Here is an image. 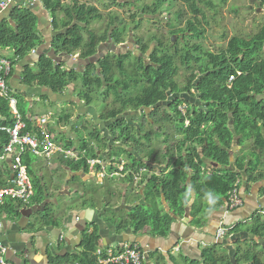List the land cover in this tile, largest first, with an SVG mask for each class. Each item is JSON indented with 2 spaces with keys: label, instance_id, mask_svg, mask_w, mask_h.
<instances>
[{
  "label": "trees",
  "instance_id": "16d2710c",
  "mask_svg": "<svg viewBox=\"0 0 264 264\" xmlns=\"http://www.w3.org/2000/svg\"><path fill=\"white\" fill-rule=\"evenodd\" d=\"M254 1L261 9H264V0ZM36 2V6L31 8L19 5L11 6L0 15V55L11 52L14 59L12 65L20 64L28 57L34 58L32 68L25 66L22 69L20 84L23 87L44 89L48 94L56 95L59 101H62L69 97L66 95V90L74 82L75 85L77 84L76 86H80L77 92L79 107H82V102L87 107L95 106L96 99L100 98L101 81L96 72L98 68L89 63L96 61L98 50H101L98 45L101 41L107 40L109 32L107 29L101 38L90 28L92 22L101 20L100 11L91 5L79 4L76 0H72L70 5L63 3L62 0H36ZM137 2L141 3L140 6L133 5L131 0H128L123 6L135 7L141 10L144 15H156L160 7L169 9L177 2L186 6L188 15L184 14L182 10H177L172 15V19L177 22L185 16L184 28H177L176 23L174 24L176 28L170 31L171 36L179 35L181 37L183 45L178 49V41L172 45L168 40L167 43L170 46L168 47L155 36L148 42H143L144 40L141 38L138 39L137 43L141 46L140 53L142 54L152 42H156L157 46L150 54V62L147 66H144L141 61L138 62V68L136 65L134 66V79H131L128 73L126 74L129 69L123 64L124 58H120L116 62V66H110L108 58H105L103 62H98L99 68L102 66L104 71L102 73L109 83L113 80L112 67L121 72V79L115 85L108 87L106 95L103 96L105 100L112 97L113 103L109 110L100 115L101 125L106 127L107 136L112 137L114 144L124 143L128 150L136 148L140 157L146 148L140 149L138 146L142 141L146 142L145 144L151 143L150 134L141 132L142 137L138 139L134 134V128L124 120L116 121V117L126 110L136 112L139 109H151L165 104L169 100V96L172 95L174 100L171 108L179 122H176L165 110L161 111L164 114L165 122L170 123L173 129L171 133L172 145L169 144L168 137L164 135L160 148L164 152L163 159L159 160L157 156L151 158L153 150H148L146 160L142 157L141 160H135L121 144L108 149L109 140L102 137L97 127L88 130L82 126L73 131L75 136L79 135L78 145L75 148L72 147V141L63 135H57L59 140L63 141L62 144L54 142L57 145L60 144L64 149H75L80 156L84 155V158L77 161H62L72 173L82 170L87 175L88 166L85 158H95L96 154H101L105 148L108 149L109 160L113 165L119 164L123 158L128 160L124 168L126 176L123 181L132 184L134 175L140 173V170H144L142 174L147 172L149 174L146 179L148 184L142 194L144 206H137L130 211L106 212L101 216V219L113 225L118 235L131 229L134 236L147 233L150 236L164 239L173 223L170 214L177 213L181 216L190 201L187 188L191 187L198 200L207 195L217 198V206L207 209L208 214L214 208L222 207L223 202L225 205L227 204L229 192L235 185L238 187L246 156L249 157V160L254 158L256 162L264 158V25L247 39L230 38L225 49L219 50L217 53L204 52L198 44H191V41L204 38L202 24L207 22L203 11L212 9L213 5L210 0H153L152 7L141 0H137ZM43 13L47 16L46 21L41 18ZM108 17L115 18L117 16L112 13ZM53 32H57V34L51 38L48 44V53H41L45 48V39L50 37ZM112 35L116 44L124 41L123 29L113 31ZM172 46L175 48L174 55L168 52ZM33 50L35 53L31 54ZM75 54H78L77 61L88 63L76 68L77 72L66 73L65 64L62 62L56 64L55 62L57 56L69 57L71 60ZM133 64H130L129 67ZM180 69L186 73L182 85L177 83ZM13 73L14 70L11 71L9 79ZM230 77H233V80L229 83ZM129 79L131 81H128ZM192 89L197 90L198 99L203 105L202 109H190L188 103L179 98V95L184 93L193 96ZM124 93L129 95L126 97ZM12 96L16 100L17 111L26 124L24 132L31 131L32 124L26 121V114L23 110V106L28 103L24 96L18 92ZM40 99L47 100V97L41 96ZM72 105L75 106V104ZM180 105L187 107L184 116L177 111ZM159 110L155 109L150 115V119L155 120ZM71 117L70 114L60 115L58 123L69 126ZM186 121L189 122V125L185 128ZM229 121L233 122L232 128L229 127ZM108 122L110 124H106ZM153 123L156 124L154 121ZM13 124L8 102L0 98V128ZM207 130H209L208 134ZM239 136L243 140L251 141V151L246 156H242L241 160L237 162L235 160L234 168L229 169V152L233 139ZM8 140V136L0 131V156L8 144ZM32 157L30 154H25L21 158L29 177L32 175L30 171ZM146 161L147 164L144 163ZM211 163L220 168H213ZM148 164L157 167L164 165L166 172L159 176L152 175L149 173ZM256 164L250 167L252 171L257 169L258 165ZM206 166L210 170L208 174L205 173ZM114 170L115 168L112 166L109 172L112 173ZM187 170L191 172L189 186L185 184L188 178ZM246 174L248 173L246 172ZM72 181L78 182L80 188L83 186L78 178H73ZM31 182L34 190L31 203L39 204L43 201L39 198L43 193V188L37 181L32 180ZM2 183L0 182V185ZM89 185L87 193L78 197L75 202L80 205L79 208L97 209L101 206L112 208L108 201L104 205L101 203V200L107 198V194L113 196L112 192L109 194V190L104 186H101L103 189L99 191L98 185ZM75 194L78 195L77 190ZM135 194L138 197V193ZM161 197L170 208L169 213L160 209L157 201ZM15 206L19 207L20 203L10 198L3 199L0 206V219L2 215L14 214ZM42 218L47 220L46 215ZM58 222L57 219L52 218L47 222L43 221L42 225L58 226ZM89 230L91 231L89 232ZM243 233L264 240V215L260 212L253 213L249 221L230 228L223 239H227L230 235ZM241 244H244L245 247L242 248ZM252 244L250 240H244L242 243L236 242L235 264H263L260 260L261 257L255 252L256 247H250ZM129 247L132 248L133 245ZM216 247H219L218 252ZM98 248L105 253L98 234V226L88 224L81 235L77 251L62 257L48 255L47 264H98L95 257ZM202 259V264H232L228 252L219 244L203 251ZM169 260L173 261L172 258ZM189 264H194V262Z\"/></svg>",
  "mask_w": 264,
  "mask_h": 264
},
{
  "label": "crops",
  "instance_id": "0c3cea01",
  "mask_svg": "<svg viewBox=\"0 0 264 264\" xmlns=\"http://www.w3.org/2000/svg\"><path fill=\"white\" fill-rule=\"evenodd\" d=\"M36 4L37 2L35 1L32 5H25V7L31 8L36 6ZM21 6L24 7L23 4H21ZM54 33L55 32L51 33L50 37L45 39V48L41 53H48V44L51 38L56 35ZM1 57L11 62L12 70H14L10 79L8 78L11 95L15 92L22 94L28 103L27 110L29 112L33 111V107L40 105L41 110L47 112V116L53 115L54 120L48 121L47 130L49 129V132L52 131L56 136L63 135L66 138L74 137L70 126L58 123L60 116L59 112L57 114L53 113V107H59V111L61 109L60 104H57L60 101L58 102L56 95L48 94L46 90L39 88L41 91L38 96L35 94L36 88L29 89L20 84L22 69L25 66L32 68L34 58L28 57L26 60L20 62V64L12 65L14 59L11 52H6ZM58 57L61 56H57L56 58ZM76 57H78V54H75L72 60H75ZM61 58V62L65 64L64 70L66 73H69L71 68L70 65H72L74 61H71L68 57ZM77 62L78 67L88 64L82 61ZM41 96L47 97V100L40 99ZM79 109H81L83 113L85 110L88 111L85 105H82V108ZM126 111L128 112L130 110ZM137 112L139 113V111ZM47 116L44 114L39 116L30 114L26 115L25 119L31 122L33 126L40 118ZM208 133L209 132H207V134ZM105 135L107 136L108 132H105ZM111 143H113V140L111 142L109 141L108 146H119V144L111 145ZM251 147L252 143L250 140H243L241 136L235 137L231 146L232 156L231 158L229 157V169L234 168L233 163L235 160L237 162L241 160L242 156L249 154ZM107 150L108 149L105 148L101 152L103 160H109ZM163 153L162 149H160V151L159 149H155L153 150L151 158L157 156V158L161 160L163 159L162 156H164L162 155ZM147 155L146 153V156L143 154L141 156L146 160ZM101 157L99 158L101 159ZM140 157L137 160H140ZM42 161L47 167H51V170H48V173L45 171L40 172L38 170V165L34 167V164H31L30 171L32 175L29 178L30 181H37L40 187L43 188V193L39 197L43 201L39 204L31 202L28 204L20 203L19 207L15 206L14 214L10 216L2 215L0 219V239L7 248L6 257L11 264H47L48 255L62 257L66 254L74 253L79 247L81 235L88 224H95L98 226V234L105 250L118 251L130 245L136 246L144 253V264H189L190 262L202 264V252L218 244L223 246L228 252L229 258L230 255H232L233 262H231L235 264V244L237 241L242 243L244 240H250L253 243L250 247H256L255 252L261 257L260 260L264 264V240L262 239H257L243 233L239 235H230L227 239L222 238L218 241L215 240L216 232L219 228L233 227L239 223L249 221L251 215L255 212H264V158L257 161L260 164H256L257 162L254 158L249 160V157L246 156L244 169L241 172V179L238 182L239 194L243 203L241 207L232 211H227L226 205L223 202L224 205L222 207H216L207 214V209L217 206V199L207 195L198 200L191 187L187 188L190 201L181 216L177 213H173L174 215L170 214L173 223L167 237L164 239L150 236L147 233L134 236L131 229L126 230L122 235H118L113 225L101 219V216L106 212L117 213L121 210L130 211L137 206H144L142 194L148 184L146 179L149 177V174L146 172L139 175V180L132 181V184L123 181L126 176L124 168L125 162H128L127 159H122L119 164L113 166L115 168L114 171L117 173L120 172V175H107L104 179L96 178L98 182L95 185L99 186V191H102L103 187L101 189V186H104L109 190V194L112 192L113 196L106 193L107 198L101 200L103 205L108 201L112 208L106 206H101V208L99 207L97 209L87 208L93 211L91 213L87 211L84 212L83 210H86V208H79L80 205L75 203L78 197L83 196L84 192L80 193V189L82 187L89 188L90 186L88 182L91 180L88 177V173L85 175L82 170H79L77 173H72L64 166L63 160L59 156H56V159L51 158L50 160L43 158ZM253 161L255 163H253ZM144 163L147 164V161ZM254 164L258 166L255 171H252L250 167ZM148 168L149 173L152 175L159 176L166 172L164 165L157 167L156 165L148 164ZM217 168L220 167L217 165L215 169ZM187 171L188 178L185 184L189 186L191 172L189 170ZM209 171V168L206 166L205 173L208 174ZM246 172L248 174H246ZM12 178L11 159L7 158L0 163V182H3L0 187L5 185L7 181ZM73 178H78L80 182L83 183V186L80 188L78 182L72 181ZM114 186L117 187V192L114 190ZM76 190L78 191V195L75 194ZM116 193L118 194V203L113 204L112 200L116 199ZM135 193H138V197ZM157 202L161 210L166 213L170 212V208L162 197ZM200 210H202L201 212L203 214L201 212L198 213ZM45 215L47 216V220L42 218ZM52 218L59 221L58 226L42 225L43 221L47 222ZM90 231L91 230H89V232ZM59 237H62V240H60ZM241 247L244 248V244H241ZM218 250L219 249H216L217 252ZM169 258H172L173 261L171 262Z\"/></svg>",
  "mask_w": 264,
  "mask_h": 264
},
{
  "label": "rangeland",
  "instance_id": "374dc122",
  "mask_svg": "<svg viewBox=\"0 0 264 264\" xmlns=\"http://www.w3.org/2000/svg\"><path fill=\"white\" fill-rule=\"evenodd\" d=\"M62 1L63 3L70 5L72 0H62ZM76 1L79 4L91 5V6L96 7L100 11L101 15L103 16L104 24L107 23L108 21L107 16L109 14L115 13L116 16L123 18L125 20L124 24L128 26L130 22L128 21L129 16L134 13H137L138 18L141 19L140 21L141 24L138 30L134 31L133 34L129 33L131 34V36H128L126 38V43L134 42L135 39L138 40L140 38L144 40L145 42H148L150 38H153L155 36L157 39L163 41L166 46H169L167 42L170 38H172L174 42L177 41L175 36L170 35V31L176 28L174 24L177 23L178 25L177 28H184V25H185V16L181 17V20L177 22L172 19L173 13L176 12L177 10H182L184 14L187 13V7L184 6L182 3L177 2V3H174L172 7L169 9L162 8L161 10L158 11L156 15L146 14V16L150 18L143 16L144 18H148V19L142 20L143 18H142L141 13L139 12V9L127 8L125 6H118L114 4L113 2H110V0H76ZM131 1L136 2L135 0H131ZM141 1L151 7L153 6V0H141ZM210 1L213 5L212 9L210 11L204 9L203 11V14H205L206 16V22H207L206 24L205 23L202 24V27L204 29V38L198 41H195V40L191 41V44H194V43L198 44L200 49L204 52L208 51L211 53H217L219 50L225 49L227 42L230 38L237 37V38L247 39L253 36L255 33H257L259 29L264 25V9H261L258 6V3H256L254 0H210ZM140 4L138 5L140 6ZM41 18L44 21H46L47 16L45 15V13L42 14ZM90 28L96 34H99L101 32V23L94 22L91 24ZM54 34H57V32H55ZM152 44L154 45V43ZM178 45L179 44H177V46ZM263 55H264V50H263ZM185 76H186V73L180 69L178 73L177 83L182 85V82ZM128 81H131V79H129ZM67 88L68 89L66 90V95L70 97L77 96L76 93L80 89L79 86L78 88L75 89L74 87H72V85L68 86ZM192 92L194 93V96H195L196 95L195 91L192 90ZM128 95L129 94L124 93V96L127 97ZM100 96H101V92H100ZM96 100L97 101L99 100V102L97 103L96 101V104H94L95 105L94 107H95L96 113H99V114L106 112V110L110 109L112 105L111 99L106 104L103 103L102 104L103 106H101V99H96ZM185 100L187 102L189 101V103L193 105H197L200 103L196 98L187 97L185 98ZM57 104H60L61 109L59 111V107H57L58 109L56 107H53L52 109H53L54 114H57L59 112L60 115L70 114L73 120L74 118H76L77 116L76 108L79 105L73 106L72 104H69L67 102H61V101ZM166 104L167 102L159 106L160 110H159V113L157 114V117H155V120L152 119L154 122H156V124L154 123L148 124V122L143 120L144 117L140 116V111L139 113L136 111L134 113L128 112V113L123 114V116L125 117H131V118H128L126 121L133 128L137 126L138 129L136 128L134 129L135 136L137 135L139 137L141 135L139 132H144V133L147 132L150 134L152 140H151V143H149V146L147 147L146 144H144V142L139 144L138 146L140 149L146 148L142 152L144 156H146V152L148 150H152V149L158 150L159 149L160 151V147H161V144L163 143L164 135L168 137L169 144L172 145V141H171L172 140L171 133L173 130L172 126L170 123L165 122L164 114L161 113V111H163V109L166 107ZM104 105H107V106L105 107ZM27 106L28 104H25L23 106V110L26 115L32 114V115L39 116L41 114H44L45 116H47L46 115L47 112H45L44 110H41L40 105H38L37 107H33V111L35 113L33 111L29 112L27 110ZM92 108L90 109L91 112L94 109ZM79 114H83V116L80 118V122L77 123L73 129L74 130L78 129L79 125H81L83 128H87L89 130L91 126V120H90L91 117L89 116V114H85V112L84 113L81 112V109H79ZM47 117L50 121L52 119L54 120L53 115H48ZM107 124H110V123L108 122ZM139 125H140V128H139ZM102 127L103 125H101V128ZM206 132H209V130H207ZM50 133H51L50 137L53 140V142L57 141L58 143L62 144L63 141L59 140L58 136L52 133V131ZM72 134L74 137L69 138V139L72 141L71 142L72 147L75 148L78 145L77 138L79 135L76 134L75 136L74 133ZM112 144L113 143H111V145ZM32 158H33L32 165L34 164L33 165L34 167L38 165V170L40 172L45 171L48 173V170L49 171L51 170V167H47L46 164L42 161L43 158L41 159L36 158V157L34 158V156ZM52 159H56V156H52ZM253 163L255 162L253 161ZM92 171L94 172L95 170L92 169ZM87 173H88V177L91 180L90 181L91 183L90 182L88 183L95 185L98 182V180H95L91 176V172L89 169ZM35 175L38 176L37 174ZM95 176H98V175H95ZM88 190L89 188L82 187L80 189V193L84 192L83 193L84 195L85 193H87ZM114 190H116L117 192V187L114 186ZM100 195H101V192L99 194V197ZM210 196L216 198L213 195H210ZM115 198L116 199L112 200L113 204L118 203L117 193H116ZM218 248L219 247H217V249Z\"/></svg>",
  "mask_w": 264,
  "mask_h": 264
},
{
  "label": "built area",
  "instance_id": "2783aa9c",
  "mask_svg": "<svg viewBox=\"0 0 264 264\" xmlns=\"http://www.w3.org/2000/svg\"><path fill=\"white\" fill-rule=\"evenodd\" d=\"M35 1L36 0H0V15L11 6H21V4H23V6L32 5ZM34 53V50L31 51V54ZM11 70V62L6 61L0 55V98L8 101L11 116L14 121L12 126L0 128V131L4 132L9 139L8 144L4 147L3 153L0 156V163L7 158L11 159V168L13 172V178L8 180L4 186L0 187V206L2 205L3 199L7 198L21 204H28L33 198L32 183L27 173V168L21 161V158L25 154H30L36 158H44L46 160H50L52 156H59L62 160L74 161L84 158V155L80 156L75 149H64L61 145H56L53 142L50 137L51 133L47 130L49 124V119H47V117L40 118L32 126L31 131L24 132L26 124L16 110V102L11 95V90L8 85V78ZM232 80L233 77H230L228 81L231 82ZM178 112L184 116V106H180ZM85 159L91 176L95 180L96 178H103L107 175H120V172L117 173L115 171L108 173L105 166L101 164V159L98 157ZM92 169L95 171L93 172ZM143 172L144 170H140V174ZM140 174L134 175L133 180L138 181ZM241 206L242 199L239 195V189L235 185L228 194L226 209L227 211H232ZM261 214L264 215V212H261ZM230 228H219L216 232L215 240L218 241L224 238ZM6 253L7 248L0 239V264H11L6 258ZM95 257L98 264H144L145 261L143 251L136 246L132 248L127 246L119 251L107 249L105 253L98 248L95 252Z\"/></svg>",
  "mask_w": 264,
  "mask_h": 264
},
{
  "label": "flooded vegetation",
  "instance_id": "af4514ba",
  "mask_svg": "<svg viewBox=\"0 0 264 264\" xmlns=\"http://www.w3.org/2000/svg\"><path fill=\"white\" fill-rule=\"evenodd\" d=\"M127 1L128 0H110V2H113L116 5H118V4L121 5L122 4L121 6H123L124 3L126 4ZM135 1L136 2H133L132 1L133 2V5L137 6L138 4H140V3L137 2V0H135ZM134 9H136V8L134 7ZM161 9H162V7H160L159 10H161ZM139 12L142 15V18H143L142 20H145V19L150 18V17L144 15L141 12V10H139ZM132 15H134V16H131V15L129 16L128 21H130V22H129V25L128 26H126L124 24L125 23V20L123 18H121V17H118V16L115 17V18H110V17L107 16L108 21L105 24H104V21H103V16L101 17V20L100 21H96V22H100L101 23V32L99 34H96V35L101 36V38H102L103 35L105 34V31L107 29H109V32L107 34V40L105 42H102L101 41V43H99V45H98V47H101V50L100 49L98 50V55H97L96 61H94L93 63H91L94 66L96 65V67L98 68V69H96V72H97V75L99 76V79L101 81V89H100L101 96L98 99H101V106H103L102 105L103 103L106 104L110 99L112 100V97H109L108 100L106 99L107 100L106 101L103 96L106 95V92H107L106 89L108 87H111V86L115 85L121 79V72H119L115 67H112L111 74L113 76V80L109 83V81L108 82L106 81V78L104 77V75L102 73V72H104L102 66H101V68H99L98 62H103V60L105 58H108L109 61H110V63H111L110 66H114V65L116 66L117 65L116 62L120 58H124L125 60H124L123 64H124V66L126 68L129 69L128 71H126V74L128 73V76H131L130 78L131 79H134L135 78V72H134L135 70H133L134 69V66L136 65L137 68H138V62L139 61H141L144 66H147L149 64V62H150V59H149L150 58V54L152 53V51L157 46V43L156 42H152V43H154V45L152 43L149 44L147 50L142 54V53H140L141 46L138 45L137 39H135L134 42H131V43L128 42V43H126V38L128 36H131V34H129V33H132L133 34L134 31H137L138 28H139V26H140V24H141L140 23L141 19L138 18V14L137 13H134ZM143 16H146L148 18H144ZM92 23H94V22H92ZM91 24H90V26H91ZM119 24H121V25H119ZM121 29L124 30V37H123L124 38V41L122 43L116 44L115 41H114V37L112 35V32L115 31V30H121ZM175 37H176L177 41L179 42V45H178L179 48L178 49H180L181 48L180 46L183 45V41L181 40V37L179 35H177ZM169 41L172 43V45H174L177 42V41L174 42L172 40V38H170ZM143 42H145V41H143ZM168 47H170V46H168ZM161 52H164V51L161 50ZM168 52L171 53V55H174L175 54V48H174V46H172V48ZM71 61H74V62H73L72 65H70L71 66L70 72L71 71H76V68H78L77 57H76L75 60H72L71 59ZM130 64H133V65L131 67H129ZM82 68H84V67H82ZM137 68H136V71H137ZM70 85H72V87H74L75 89L78 87V86H76L77 84L75 85L74 82H72ZM79 88H80V86H79ZM192 90L195 91V93H196L195 96H194V93L192 92ZM192 90H191V94L193 96H190L187 93H184L183 95H186L188 98H196L199 101V99H198L199 98V95L197 93V90L196 89H192ZM180 96H182V94L179 95V98L182 99V100H184L186 103H188V105H189L188 107L190 109H192V108L202 109L203 108V105L201 104L200 101H199L200 102L199 104L193 105V104L189 103V101L187 102L185 99L181 98ZM173 100L174 99H173L172 95H170L169 96V100L167 101L166 107L163 110H165L166 113L171 114V116L173 117V119L176 122H179V119L176 118L174 116V114H173V108H171L172 107L171 105L173 103ZM58 101H59V99H58ZM96 101H95V104H96ZM61 102H67L69 104H75L76 106L78 105L77 96H75V97H70L69 96L68 98L63 99ZM98 102H99V100L97 101V103ZM79 105H80V103H79ZM82 105H85V104L82 102ZM104 106L106 107L107 105H104ZM159 106L160 105H158L157 107H154V108L150 109L149 111H140V116L141 117H144L143 120H145L146 122H148V124H153V120L150 119V115L155 111V109H157V108L159 109ZM183 106H184L185 112H186L187 107H186V105H183ZM85 107L88 108V111L85 110V113L86 114H89V116L91 117L90 118V120H91V126H90L89 130L93 129L94 127H97L98 130H99V132H101L102 137H106L111 142L112 141V137L105 135V132H107L106 131V127L104 126V127L101 128L100 115L102 113H100V114L99 113H96L94 106H92L94 109L92 107H87V106H85ZM79 108H80L79 106L76 108V110H77V116H76V118H74V120H73L72 117H71V123L72 124L69 125L70 127H72L71 128L72 129L71 132L74 131L73 128L76 126L77 123L80 122V118L83 116L82 114H79ZM91 108L93 109L92 112L90 110ZM128 112H132V111L130 110ZM128 112L126 111L124 113H128ZM124 113H122L121 115L117 116L116 117V121H119V120L126 121L128 118H131V117H125V116H123ZM126 123H128V122L126 121ZM128 125L130 127H132L129 123H128ZM188 125H189V122L186 121L184 123V127L186 128ZM79 127H81V125H79ZM135 128L138 129L137 126H135ZM139 128H140V125H139ZM139 133L141 134V132H139ZM145 133H147V132H145ZM141 137H142V134L139 137L136 135V138H138V139H140ZM125 142H127V141H125ZM143 142L144 141H142V143ZM145 143L146 142H144V144ZM119 144H121V143H119ZM121 146L123 148L127 149L128 153L132 156L133 159L137 160L139 158L138 153L136 152V150H137L136 148H133V149L130 148V150H128L126 144H124V143L121 144ZM146 146L148 147L149 144H146ZM107 148L108 149L110 148V146H108V144H107ZM96 157H98V158L101 157V154L100 155H99V153H98V155L96 154ZM141 157L144 158L143 156H141ZM141 157H140V160H141ZM123 159H125V158H123ZM101 164H103L105 166V168L107 169L108 172H109V169L113 166L112 161H110V160H103V157H101ZM126 164H127V162H125V165ZM101 179H104V177L101 178Z\"/></svg>",
  "mask_w": 264,
  "mask_h": 264
},
{
  "label": "water",
  "instance_id": "95a60500",
  "mask_svg": "<svg viewBox=\"0 0 264 264\" xmlns=\"http://www.w3.org/2000/svg\"><path fill=\"white\" fill-rule=\"evenodd\" d=\"M61 57H58V58H56L55 59V62H56V64H59L60 62H61ZM68 59H70L69 57H68ZM65 62V61H64ZM40 89L39 88H36L35 89V94H37L38 96L40 95ZM181 98H183V99H185V98H187V96L186 95H182V96H180ZM229 117H231V115H229ZM229 127L230 128H232L233 127V122L232 121H229ZM231 156H232V151L231 152H229V157L231 158ZM211 165L215 168V167H217V165L216 164H212L211 163ZM84 212H89V213H91V212H93L91 209H86V210H83ZM78 218V217H77ZM232 257V255H230V258ZM231 261L233 262V257L231 258Z\"/></svg>",
  "mask_w": 264,
  "mask_h": 264
},
{
  "label": "clouds",
  "instance_id": "9594fccd",
  "mask_svg": "<svg viewBox=\"0 0 264 264\" xmlns=\"http://www.w3.org/2000/svg\"><path fill=\"white\" fill-rule=\"evenodd\" d=\"M228 82H229V81H228ZM229 83H230V82H229ZM180 106H183V105H180ZM180 106H179V107H180ZM179 107H178V108H179ZM151 109H152V108H151ZM141 110H142V111H149L150 109H145V108H143V109H141ZM141 110H138V111H141ZM177 111H178V109H177ZM179 114H180V113H179ZM184 115H185V114H184ZM49 131H50V130L48 129V132H49ZM138 174H140V173H138ZM140 175H141V174H140ZM238 189H239V188H238ZM59 239L62 240L61 237H59Z\"/></svg>",
  "mask_w": 264,
  "mask_h": 264
}]
</instances>
